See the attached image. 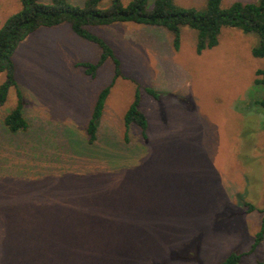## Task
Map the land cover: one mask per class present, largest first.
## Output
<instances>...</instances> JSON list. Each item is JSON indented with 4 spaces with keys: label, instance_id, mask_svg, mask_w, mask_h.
<instances>
[{
    "label": "rangeland",
    "instance_id": "374dc122",
    "mask_svg": "<svg viewBox=\"0 0 264 264\" xmlns=\"http://www.w3.org/2000/svg\"><path fill=\"white\" fill-rule=\"evenodd\" d=\"M174 1L198 9L207 2ZM234 1L255 0L221 5ZM20 6L0 0V26ZM90 30L113 48L117 66L98 64L100 48L68 22L38 28L13 54L28 128L3 124L17 101L11 88L0 105V264H218L233 251L239 264H264V239L250 251L264 199L256 35L222 28L218 45L198 53L189 27L177 47L159 26ZM86 64L95 67L87 72ZM136 96L145 137L124 122Z\"/></svg>",
    "mask_w": 264,
    "mask_h": 264
},
{
    "label": "trees",
    "instance_id": "16d2710c",
    "mask_svg": "<svg viewBox=\"0 0 264 264\" xmlns=\"http://www.w3.org/2000/svg\"><path fill=\"white\" fill-rule=\"evenodd\" d=\"M20 9L10 14L0 26V74L4 79L0 83V105H3L8 91L16 88V104L10 109L3 120L4 126L11 132L25 131L28 123L23 115V99L17 88L13 54L25 38L40 27H52L68 22L72 30L82 39L95 43L100 48L98 64L110 59L119 64L111 46L100 36L91 32L92 26L111 25L117 22H132L159 26L172 34L175 47L180 43L182 27L196 31V51L212 48L219 43L222 28H237L246 34H255L257 44L252 47L254 57L264 58V0L251 2L234 1L227 7L221 5V0H207L203 8L184 7L174 0H154L149 6L148 0H111L107 7H100L102 0H84L82 4H73L68 0H19ZM97 64V65H98ZM87 72L95 65H88ZM119 73V70H116ZM254 85L264 91V69L255 71ZM148 91L156 96L151 90ZM109 92V86L104 88L97 98L92 116L87 126V143L92 144L96 139V121L101 115L104 100ZM264 108V97L257 100ZM139 99L136 96L124 114L126 127L135 124L140 127L141 135L146 136L147 118L139 110ZM249 211L255 209L251 203H246ZM262 213L261 227L254 235L250 251H253L264 239V199L259 209ZM242 254L231 252L218 264H239ZM180 257V256H178ZM256 264H262L257 262Z\"/></svg>",
    "mask_w": 264,
    "mask_h": 264
},
{
    "label": "crops",
    "instance_id": "0c3cea01",
    "mask_svg": "<svg viewBox=\"0 0 264 264\" xmlns=\"http://www.w3.org/2000/svg\"><path fill=\"white\" fill-rule=\"evenodd\" d=\"M112 48V47H111ZM113 49V48H112ZM114 51V50H113ZM110 60V59H109ZM112 61V60H111Z\"/></svg>",
    "mask_w": 264,
    "mask_h": 264
}]
</instances>
